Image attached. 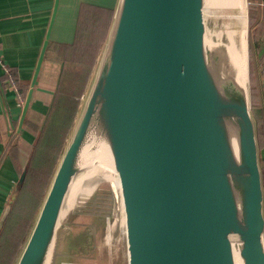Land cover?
I'll list each match as a JSON object with an SVG mask.
<instances>
[{
	"label": "water",
	"instance_id": "water-1",
	"mask_svg": "<svg viewBox=\"0 0 264 264\" xmlns=\"http://www.w3.org/2000/svg\"><path fill=\"white\" fill-rule=\"evenodd\" d=\"M218 4L239 9L232 40L208 31L205 10ZM248 30V0H117L79 114L14 264L69 260L59 249L71 231L61 224L65 207L95 193L101 181L117 184L126 264H264ZM100 161L116 180L91 174ZM88 244L94 250L91 238ZM111 260L117 264L119 256Z\"/></svg>",
	"mask_w": 264,
	"mask_h": 264
},
{
	"label": "trees",
	"instance_id": "trees-1",
	"mask_svg": "<svg viewBox=\"0 0 264 264\" xmlns=\"http://www.w3.org/2000/svg\"><path fill=\"white\" fill-rule=\"evenodd\" d=\"M248 9L250 40L260 66L257 75L251 62V110L264 190V9L259 7V0H248ZM112 16L110 6L80 3L70 41L50 42L45 49L43 60L59 65L60 73L43 122L33 127L35 138L24 164L20 162L17 144L12 140L7 145L6 155L19 182L0 228V264H14L28 237L79 114ZM1 76L6 78L5 73ZM18 91L22 96L21 88Z\"/></svg>",
	"mask_w": 264,
	"mask_h": 264
},
{
	"label": "crops",
	"instance_id": "crops-1",
	"mask_svg": "<svg viewBox=\"0 0 264 264\" xmlns=\"http://www.w3.org/2000/svg\"><path fill=\"white\" fill-rule=\"evenodd\" d=\"M83 2L113 10L117 4V0H0V56L25 101L21 108L16 93L5 88L0 67V219L19 182L6 155L7 145L12 140L17 144L24 164L35 138L33 127L42 124L60 73V66L43 60V54L50 42L70 41Z\"/></svg>",
	"mask_w": 264,
	"mask_h": 264
},
{
	"label": "rangeland",
	"instance_id": "rangeland-1",
	"mask_svg": "<svg viewBox=\"0 0 264 264\" xmlns=\"http://www.w3.org/2000/svg\"><path fill=\"white\" fill-rule=\"evenodd\" d=\"M233 1L235 0H230V2ZM238 10V8L219 4L208 7L205 10V21L209 33L215 32V36L221 41L232 40V35L237 27H240ZM248 38L249 84L251 87V62H254L257 75L260 72V66L253 53L250 26ZM96 186L95 193L93 189L86 194H80L70 208L65 207L67 212L61 224L63 227L66 226L65 228L69 227L71 231L67 229L65 233H70V235H64V240L61 242L60 239L59 243V249L66 253L69 259L63 261V264H112L111 256L114 254L119 256L117 264H126L122 217L118 210V198L116 197L117 190H114V184L112 186L108 181H101ZM111 237L114 238V243ZM90 238L94 241L92 244L94 250L88 244Z\"/></svg>",
	"mask_w": 264,
	"mask_h": 264
},
{
	"label": "bare ground",
	"instance_id": "bare-ground-1",
	"mask_svg": "<svg viewBox=\"0 0 264 264\" xmlns=\"http://www.w3.org/2000/svg\"><path fill=\"white\" fill-rule=\"evenodd\" d=\"M228 50H229V52L231 54V57L233 59V63L235 65V68L237 70L238 69L240 70L241 57H240V51H239V49L235 48V44H232L231 48H228ZM106 164L103 161H100L97 165H95L93 167V169L91 170V174L96 175V176L102 175L103 177H106L108 179H112L113 178L114 180H116L115 179V176L111 172L110 168H108L109 166L107 167ZM114 186L117 189V184H115Z\"/></svg>",
	"mask_w": 264,
	"mask_h": 264
},
{
	"label": "built area",
	"instance_id": "built-area-1",
	"mask_svg": "<svg viewBox=\"0 0 264 264\" xmlns=\"http://www.w3.org/2000/svg\"><path fill=\"white\" fill-rule=\"evenodd\" d=\"M260 6L264 8V2H261ZM0 67H1L2 72L6 74V80L3 81V85L5 86L6 89L13 90L16 93L17 97L19 98L20 107L24 108L25 107V101L21 97V95L19 94L16 81L13 78V76L11 75L10 70L5 66V63L3 62L1 56H0Z\"/></svg>",
	"mask_w": 264,
	"mask_h": 264
}]
</instances>
